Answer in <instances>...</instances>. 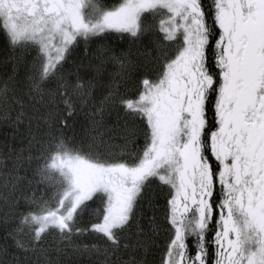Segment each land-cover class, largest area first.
Listing matches in <instances>:
<instances>
[{
    "label": "snow or ice",
    "instance_id": "obj_1",
    "mask_svg": "<svg viewBox=\"0 0 264 264\" xmlns=\"http://www.w3.org/2000/svg\"><path fill=\"white\" fill-rule=\"evenodd\" d=\"M0 120V264H264V0H0Z\"/></svg>",
    "mask_w": 264,
    "mask_h": 264
},
{
    "label": "trees",
    "instance_id": "obj_2",
    "mask_svg": "<svg viewBox=\"0 0 264 264\" xmlns=\"http://www.w3.org/2000/svg\"><path fill=\"white\" fill-rule=\"evenodd\" d=\"M102 2L106 5H114L118 4L120 0H102ZM118 35V34H114ZM108 42L105 41L104 45H96L97 48L101 47H107ZM112 47H115V42ZM131 46H125V48L122 49H116V51L119 52H127L128 49ZM133 58L135 59V49H132ZM83 54L80 51H77L73 54V57L71 60H69V64H76L79 60V58ZM119 71L118 65L115 64H107L105 66V69H103L98 75H96V86L94 88V96L96 103H99L104 96L107 95V85L109 83V77H115L116 73ZM129 93H131L132 89L129 87L128 89ZM84 120L83 113L78 117L79 123H82ZM116 120V117L114 114L108 115L105 114L104 121H105V127L106 128H112L114 126V122ZM79 123L76 126L75 131L79 133L80 127ZM67 135L71 137L73 135L72 132H67ZM107 139V136L105 137ZM23 138L18 135V132L13 129L12 125L4 120H0V151L3 150L4 146H8L9 148L16 147L17 149L21 147H26V145L22 144ZM109 143L113 146V150L119 152L120 151V145L123 144V139L119 132L113 133V138L109 141ZM155 195H153V199H155ZM159 205L157 206V215L159 217V220L161 222V225H163V206H164V197L161 196ZM97 207L96 205L93 206V208ZM162 231V228H161ZM164 246V238L161 236L159 239L156 240V247L151 248L150 250H146L144 255L145 258L148 261V264H159L162 252L160 249H162ZM15 255L20 256L21 253H15ZM54 259H58L63 261V264H103L102 258H97L92 255H81L78 252L75 251L74 248L68 247L64 249L63 252H61L59 255L53 254Z\"/></svg>",
    "mask_w": 264,
    "mask_h": 264
}]
</instances>
